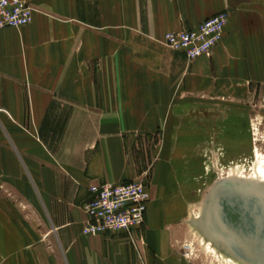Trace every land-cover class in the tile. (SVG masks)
I'll return each mask as SVG.
<instances>
[{
    "label": "crops",
    "instance_id": "0c3cea01",
    "mask_svg": "<svg viewBox=\"0 0 264 264\" xmlns=\"http://www.w3.org/2000/svg\"><path fill=\"white\" fill-rule=\"evenodd\" d=\"M23 1L32 21L0 30V170L14 195L34 199L57 250L19 254L15 264H48L49 256L55 264H162L166 243L147 225L150 208L184 180L185 150L213 113L208 102L264 84V9L256 0ZM221 11L227 23L210 53L188 60L164 43L166 33ZM156 133L145 246L126 234H83L88 186L135 180L158 152ZM21 221L0 208V229L12 237Z\"/></svg>",
    "mask_w": 264,
    "mask_h": 264
},
{
    "label": "rangeland",
    "instance_id": "374dc122",
    "mask_svg": "<svg viewBox=\"0 0 264 264\" xmlns=\"http://www.w3.org/2000/svg\"><path fill=\"white\" fill-rule=\"evenodd\" d=\"M256 3L264 9V0H256ZM231 89L208 102L207 108L213 113L207 118L206 131L195 134L189 142L190 148L185 150L187 166L182 172L184 180L174 182L173 190L167 189V195L160 197L158 203L150 208L151 219L147 225L154 235L164 239L165 252L170 256L171 264H235L220 258L217 247L192 222L200 216L205 196L216 183L233 178L264 183V84L247 83ZM161 139L162 134H154L152 150L158 152L153 153L152 160L149 158L144 162L143 169L135 178L143 180L148 190L160 151V147L154 148V145ZM192 143H196L194 148H191ZM147 151L148 148L144 150ZM18 170L22 176L20 166ZM8 178L6 169L0 170V208L14 212L22 219L24 227L19 229L20 238L12 237L5 228L0 229V264H15L14 258L23 253L29 255L32 250L38 253L44 248L56 251L52 236L44 237L48 228L37 215L39 209L34 199L24 200L14 195L6 187ZM15 183L18 184L17 181ZM149 194L151 204L154 198L150 190ZM12 231L16 233L18 230ZM144 236V232L138 236L142 237L139 240L141 245L146 244ZM7 238L12 240L10 244L5 242ZM167 256H160L159 262L166 264ZM53 259L49 256L48 264H55Z\"/></svg>",
    "mask_w": 264,
    "mask_h": 264
},
{
    "label": "built area",
    "instance_id": "2783aa9c",
    "mask_svg": "<svg viewBox=\"0 0 264 264\" xmlns=\"http://www.w3.org/2000/svg\"><path fill=\"white\" fill-rule=\"evenodd\" d=\"M33 12L34 8L23 0H0V30L28 25L32 21ZM227 19V12L221 11L194 28L166 33L164 43L192 60L208 53L220 42ZM88 193L83 203L87 214L83 234H126L132 244L142 239L138 236L144 225L150 199L148 186L143 180L92 183L88 186Z\"/></svg>",
    "mask_w": 264,
    "mask_h": 264
},
{
    "label": "water",
    "instance_id": "95a60500",
    "mask_svg": "<svg viewBox=\"0 0 264 264\" xmlns=\"http://www.w3.org/2000/svg\"><path fill=\"white\" fill-rule=\"evenodd\" d=\"M201 223L250 262H264V183L226 179L212 186Z\"/></svg>",
    "mask_w": 264,
    "mask_h": 264
},
{
    "label": "bare ground",
    "instance_id": "6f19581e",
    "mask_svg": "<svg viewBox=\"0 0 264 264\" xmlns=\"http://www.w3.org/2000/svg\"><path fill=\"white\" fill-rule=\"evenodd\" d=\"M201 217H202V207L200 208V216L195 221H193L192 223L196 227V229L201 230L204 237L208 241H210V243H213L217 247V249L219 250L217 255L220 258H224L227 261L228 260L232 261L235 264H264V262H250V261L238 256L236 254V252L228 245V243L225 240H223L221 238H217L215 236V234H213V232H211L205 224L201 223V221H200ZM215 246H214V248H215ZM215 251H216V249H215Z\"/></svg>",
    "mask_w": 264,
    "mask_h": 264
}]
</instances>
